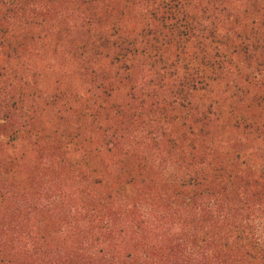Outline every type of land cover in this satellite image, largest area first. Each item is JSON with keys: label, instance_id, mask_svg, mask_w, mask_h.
Returning a JSON list of instances; mask_svg holds the SVG:
<instances>
[{"label": "rangeland", "instance_id": "374dc122", "mask_svg": "<svg viewBox=\"0 0 264 264\" xmlns=\"http://www.w3.org/2000/svg\"><path fill=\"white\" fill-rule=\"evenodd\" d=\"M114 1L52 3L47 17L28 2L9 16L1 9L18 34L10 47L0 29V102L14 97L32 141L82 128L99 111L92 130L103 149L137 146L161 173L176 163L175 140L200 130L210 152L224 138L240 145L244 170L264 166V0ZM252 117L259 128L244 123ZM36 143L28 152L45 155Z\"/></svg>", "mask_w": 264, "mask_h": 264}, {"label": "trees", "instance_id": "16d2710c", "mask_svg": "<svg viewBox=\"0 0 264 264\" xmlns=\"http://www.w3.org/2000/svg\"><path fill=\"white\" fill-rule=\"evenodd\" d=\"M64 1L97 9L104 0H0V11L16 14L28 2L47 17L49 4ZM12 19H0L10 47L18 34ZM86 26L93 24L78 28ZM6 99L0 102V264H264V166L244 170L240 145L214 137L210 152L204 130L183 134L175 140L176 163H165L161 173L160 162L151 157L147 165L137 146L119 142L105 151L92 130L99 111L84 117L90 124L82 128L36 134L33 142L28 122L15 118L14 97ZM260 104L261 97L248 107ZM254 119L244 123L259 128ZM37 141L49 148L45 155L28 152Z\"/></svg>", "mask_w": 264, "mask_h": 264}]
</instances>
